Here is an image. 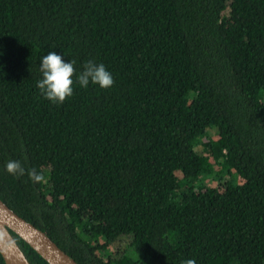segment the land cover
Here are the masks:
<instances>
[{"label": "trees", "instance_id": "obj_1", "mask_svg": "<svg viewBox=\"0 0 264 264\" xmlns=\"http://www.w3.org/2000/svg\"><path fill=\"white\" fill-rule=\"evenodd\" d=\"M0 198L80 264H264V0H0Z\"/></svg>", "mask_w": 264, "mask_h": 264}, {"label": "clouds", "instance_id": "obj_2", "mask_svg": "<svg viewBox=\"0 0 264 264\" xmlns=\"http://www.w3.org/2000/svg\"><path fill=\"white\" fill-rule=\"evenodd\" d=\"M39 73L41 78L37 81L36 87L46 99L55 104H62L66 98L72 96L74 84L72 77L76 74L74 62H66L61 55L50 51L40 58ZM75 83L82 88H87L91 84L101 89H108L113 86L114 78L103 63L89 61L84 65L83 70L76 74ZM5 169L14 176H23L26 171L16 160H9ZM28 176L35 183L45 179L42 173L34 169L28 172ZM182 264H196V261L188 259Z\"/></svg>", "mask_w": 264, "mask_h": 264}, {"label": "water", "instance_id": "obj_3", "mask_svg": "<svg viewBox=\"0 0 264 264\" xmlns=\"http://www.w3.org/2000/svg\"><path fill=\"white\" fill-rule=\"evenodd\" d=\"M12 231L49 264H80L45 231L19 215L0 198V253L6 264H32Z\"/></svg>", "mask_w": 264, "mask_h": 264}, {"label": "rangeland", "instance_id": "obj_4", "mask_svg": "<svg viewBox=\"0 0 264 264\" xmlns=\"http://www.w3.org/2000/svg\"><path fill=\"white\" fill-rule=\"evenodd\" d=\"M125 244H126V241H124V242H122L121 244H119V245L117 246V250H119V249H120V247H124V246H125Z\"/></svg>", "mask_w": 264, "mask_h": 264}]
</instances>
